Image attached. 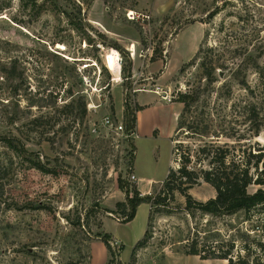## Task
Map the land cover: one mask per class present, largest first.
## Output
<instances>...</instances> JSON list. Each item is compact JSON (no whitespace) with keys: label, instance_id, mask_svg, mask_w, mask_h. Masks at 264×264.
Returning a JSON list of instances; mask_svg holds the SVG:
<instances>
[{"label":"rangeland","instance_id":"1","mask_svg":"<svg viewBox=\"0 0 264 264\" xmlns=\"http://www.w3.org/2000/svg\"><path fill=\"white\" fill-rule=\"evenodd\" d=\"M37 5L0 0V264H229L211 256L230 249L234 261L264 264L260 207L212 215L188 207L175 191L164 194L165 204L141 202L127 222L117 206L153 198L186 153L190 167H198L196 150L213 135L236 146L249 137L242 115L247 90L232 71L246 60L238 47H261L257 60L264 65V0ZM130 10L134 20L126 16ZM200 48H212L216 63L226 66L213 83L202 75ZM246 80L260 84L253 68ZM180 93L195 102L179 129ZM80 98L85 114L62 108L72 100L76 107ZM153 99L159 104L147 107ZM125 110L135 118L133 132L126 130ZM106 116L123 130L102 126ZM196 118L207 122L203 136ZM255 140L264 144V131ZM187 192L202 202L216 194L202 179Z\"/></svg>","mask_w":264,"mask_h":264},{"label":"trees","instance_id":"2","mask_svg":"<svg viewBox=\"0 0 264 264\" xmlns=\"http://www.w3.org/2000/svg\"><path fill=\"white\" fill-rule=\"evenodd\" d=\"M19 1L21 7L25 9L36 10L38 6L37 0ZM212 51V48L206 50L200 48L198 50V55L202 54L200 69L208 83H213L216 80L218 69H226L225 65L216 63L219 59L215 57L217 54H213ZM235 53L238 56H246L245 62L242 61L238 68L232 72L247 90L248 100L243 105L242 115L245 122L248 123L246 132L249 133V137L246 138L240 135L245 141L243 143L240 140L237 141L238 146H236L235 143H220L217 141L219 139H214L219 135H213V139L199 145L196 150V165L198 167H190V153L183 155L182 165L177 171L170 169L162 182L160 190L155 193L153 198L151 195L136 196L135 200H130L132 208H125L124 201L117 202V206L121 208L120 212L124 221L128 222L134 218L136 207L141 202L153 201L156 205L165 204L168 195L173 194L175 191L186 197L188 207L196 206L203 212L212 215L231 214L241 210L249 213L257 207H260L264 212V144H261L258 140L252 141L259 136L261 131H264V65L259 64L257 60L261 56L262 49L259 47V49L248 51L247 47H238L235 49ZM249 68H253L255 73L258 74L261 86L257 84L252 87L247 82L246 74ZM80 100L81 98L77 101L76 107L72 100L70 103L63 105L62 108L72 107V110H75V108L79 109L80 107L82 114H85L86 104ZM178 101L184 104L183 111L178 119L177 127L180 129L186 126V118L183 117L190 110L195 98L189 93H180ZM124 120L126 121L127 132L132 131L135 126V118H130L127 110L124 112ZM194 121L198 123L196 132L203 136L207 132L206 120L196 118ZM187 126L188 129H195L194 125ZM174 148L172 147V153ZM200 179L210 184L216 192L214 197L205 202L195 201L187 192L188 188L200 182ZM252 185H256L257 189L250 192L249 188ZM134 192L138 194L136 190ZM164 194H168L167 197ZM147 234L148 231L145 230L144 239ZM107 236L102 237V241L112 255L114 252L110 244V236ZM140 242L138 241L135 246L139 245ZM230 250L219 255L213 252L211 257L228 259L229 264H259L255 261H243L241 258L234 261L230 255ZM200 252L198 249H192L193 254H200ZM132 253H135V248ZM202 258H208V256Z\"/></svg>","mask_w":264,"mask_h":264},{"label":"built area","instance_id":"3","mask_svg":"<svg viewBox=\"0 0 264 264\" xmlns=\"http://www.w3.org/2000/svg\"><path fill=\"white\" fill-rule=\"evenodd\" d=\"M126 16H127V18L129 20H134L136 18L133 10L128 11ZM89 66H90V63H85V64L82 65V68H80L79 70L88 68ZM101 125L104 126V127H108L109 129L113 130L114 132H120L121 130H123V125L121 123L113 121L108 116L103 118V120L101 122ZM91 130L93 132H98V127L93 126L91 128Z\"/></svg>","mask_w":264,"mask_h":264},{"label":"bare ground","instance_id":"4","mask_svg":"<svg viewBox=\"0 0 264 264\" xmlns=\"http://www.w3.org/2000/svg\"><path fill=\"white\" fill-rule=\"evenodd\" d=\"M113 55L111 57H113L112 59H114L115 63H114V67H113V73L115 74L114 80L117 81L119 80V71H120V66H119V62L117 61V59L119 58V54L117 51H113L112 52Z\"/></svg>","mask_w":264,"mask_h":264},{"label":"crops","instance_id":"5","mask_svg":"<svg viewBox=\"0 0 264 264\" xmlns=\"http://www.w3.org/2000/svg\"><path fill=\"white\" fill-rule=\"evenodd\" d=\"M154 100V99H153ZM157 104H159V101H156V100H154V101H149L148 103H147V107H149V106H153V105H157ZM170 136V135H169ZM149 214V213H148ZM116 238V237H115Z\"/></svg>","mask_w":264,"mask_h":264},{"label":"water","instance_id":"6","mask_svg":"<svg viewBox=\"0 0 264 264\" xmlns=\"http://www.w3.org/2000/svg\"><path fill=\"white\" fill-rule=\"evenodd\" d=\"M221 75V74H220Z\"/></svg>","mask_w":264,"mask_h":264}]
</instances>
